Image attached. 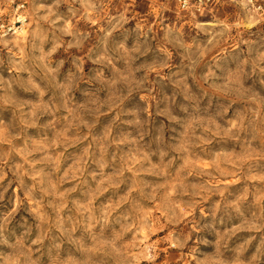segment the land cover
<instances>
[{
	"label": "rangeland",
	"instance_id": "374dc122",
	"mask_svg": "<svg viewBox=\"0 0 264 264\" xmlns=\"http://www.w3.org/2000/svg\"><path fill=\"white\" fill-rule=\"evenodd\" d=\"M0 264H264V0H0Z\"/></svg>",
	"mask_w": 264,
	"mask_h": 264
},
{
	"label": "built area",
	"instance_id": "2783aa9c",
	"mask_svg": "<svg viewBox=\"0 0 264 264\" xmlns=\"http://www.w3.org/2000/svg\"><path fill=\"white\" fill-rule=\"evenodd\" d=\"M175 1L178 3V5L180 6V8H182V9H188L189 6H190V0H175ZM201 1H202V0H199V3H201ZM195 4L197 5V1H195ZM195 4H194V5H195ZM23 7H24L23 4L18 6L19 9H20V8H23ZM25 21H26V18H23V17L20 15V16H19V19H18V21H17L18 25L16 24V25L14 26V27H17L16 30H19V29L23 26V24L25 23Z\"/></svg>",
	"mask_w": 264,
	"mask_h": 264
}]
</instances>
